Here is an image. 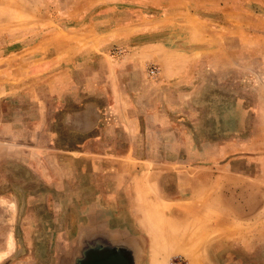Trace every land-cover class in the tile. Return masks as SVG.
Listing matches in <instances>:
<instances>
[{
  "label": "rangeland",
  "instance_id": "374dc122",
  "mask_svg": "<svg viewBox=\"0 0 264 264\" xmlns=\"http://www.w3.org/2000/svg\"><path fill=\"white\" fill-rule=\"evenodd\" d=\"M183 1L0 0V264H190L154 250L180 239L182 178L260 153L264 69L247 73L238 23L264 0ZM235 161L251 174L247 258L237 239L207 255L264 264V171Z\"/></svg>",
  "mask_w": 264,
  "mask_h": 264
},
{
  "label": "crops",
  "instance_id": "0c3cea01",
  "mask_svg": "<svg viewBox=\"0 0 264 264\" xmlns=\"http://www.w3.org/2000/svg\"><path fill=\"white\" fill-rule=\"evenodd\" d=\"M185 1L180 2V6L187 7L188 4L184 3L191 1L192 7L201 10L210 2L213 3L211 8H215L214 3L217 2V0ZM167 4H169V0H167ZM248 8L250 9V7ZM259 9L260 13H254L247 9V24L242 20H239L238 23L244 24L243 27L238 29H240V35L243 36L244 40H247V73L249 74L260 73L258 67L264 69V14L261 13L262 8L259 7ZM219 21L221 22L219 24L228 26L236 23L230 17L225 16L219 17ZM226 28L227 32L224 35H228L229 39L231 35H239V33H235V28ZM229 54L230 52L227 53V55ZM212 55L215 58L219 53ZM259 83L264 86V80ZM261 89L258 100L253 102L252 107L254 134L259 136L260 139L259 155H249L247 149L244 150L245 153H240L241 155H229V150L227 152L229 158L223 159L219 163L197 165L203 168H211L213 172L210 177L195 178V187H192L191 178H186L185 182L182 178L180 189L181 194H184V196L180 200L173 199L171 201V205L179 206L181 209V219L179 220L180 239L173 246H169L170 249H167V245L155 249V258L161 254L164 256L170 250H178L186 255L190 264H214L216 262L209 260L207 255V243L212 239L233 244L232 249L234 251L237 246L235 242L237 239L242 243L237 248L243 250V257L247 258V186L251 185V182L247 180V178L251 179V174L247 172V163L256 161L261 172L264 171V88ZM208 117L215 120L219 116L213 112L211 116H205V119H208ZM230 145H232L231 141L225 142L223 145H219L218 151H224V148H229ZM234 152L235 150L232 153ZM238 158L244 159L247 164L244 171L237 167L239 162L235 160ZM238 206H241L242 210L238 211L239 214L235 212ZM237 228L238 231L243 233L241 235L242 239L239 236H234ZM178 243L179 247H177ZM229 248L231 247L228 246ZM235 253H233V256H235ZM149 258H154V256L151 255ZM228 259H231L230 256ZM246 263L245 260L243 264Z\"/></svg>",
  "mask_w": 264,
  "mask_h": 264
},
{
  "label": "built area",
  "instance_id": "2783aa9c",
  "mask_svg": "<svg viewBox=\"0 0 264 264\" xmlns=\"http://www.w3.org/2000/svg\"><path fill=\"white\" fill-rule=\"evenodd\" d=\"M157 74V70L155 68H149L147 70V75L149 77H154ZM169 264H185L184 259L181 255L177 254L172 256L171 260L169 261Z\"/></svg>",
  "mask_w": 264,
  "mask_h": 264
},
{
  "label": "flooded vegetation",
  "instance_id": "af4514ba",
  "mask_svg": "<svg viewBox=\"0 0 264 264\" xmlns=\"http://www.w3.org/2000/svg\"><path fill=\"white\" fill-rule=\"evenodd\" d=\"M111 262H108L107 264H110Z\"/></svg>",
  "mask_w": 264,
  "mask_h": 264
}]
</instances>
